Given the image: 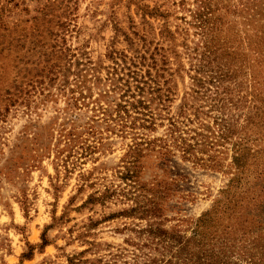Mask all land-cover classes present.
I'll use <instances>...</instances> for the list:
<instances>
[{
	"label": "rangeland",
	"instance_id": "1",
	"mask_svg": "<svg viewBox=\"0 0 264 264\" xmlns=\"http://www.w3.org/2000/svg\"><path fill=\"white\" fill-rule=\"evenodd\" d=\"M128 68L169 95L152 104L166 116L156 129L137 130L165 136L171 118L210 142L200 161L141 158L140 180L178 193L160 218L127 213L134 139L100 109L120 101ZM216 71L230 76L224 110ZM218 116L226 138L212 133ZM210 257L264 264V0H0V264Z\"/></svg>",
	"mask_w": 264,
	"mask_h": 264
},
{
	"label": "trees",
	"instance_id": "2",
	"mask_svg": "<svg viewBox=\"0 0 264 264\" xmlns=\"http://www.w3.org/2000/svg\"><path fill=\"white\" fill-rule=\"evenodd\" d=\"M201 27L205 26V20L199 18ZM128 56L124 54V59L126 60ZM126 62V61H125ZM129 72L126 74L128 79L122 83L121 89L123 94L120 97L119 102H115L113 109L110 110L108 107L103 106L100 109L104 113V120L109 123H114L118 127V133H121L122 137L131 136L134 140L132 144L128 145V151L124 156V167L125 174L123 177L129 179L133 184L137 185L132 192L131 190L126 193L129 197H132L135 204L127 210V213H132L140 218L150 219V218H160L166 215V211L169 209L170 201L178 194L175 190H172L167 184L157 181L152 184H148L138 176L140 172L142 157L149 155L150 153H155L161 160L165 163L170 160L171 157L176 156L178 151L181 152L185 159H196L200 161L199 153L201 151H206V145L210 144L209 141L196 139V135H190V137L185 136V133H189L185 129H182L178 125V121L170 118V126L166 133L169 136L153 137L150 138L145 132L139 129L148 128L151 130L156 129L158 119H163L166 116L163 115L162 111H155L152 106L153 103L158 104V107H166V101L169 99V95L166 96V92L160 87V83L156 86H150L151 88L147 90L145 75L142 74L140 69L128 68ZM216 76L214 77L215 84V95L214 99H218V96L227 92L231 88L229 85L224 86L223 92L220 90L223 87V81L229 78L228 72L225 73L216 71ZM154 81V80H152ZM213 81V80H212ZM225 85V84H224ZM148 93L150 96L148 98ZM217 96V97H216ZM147 97V98H146ZM167 97V98H165ZM225 98L218 99L217 105L224 110ZM234 99H231V103ZM216 105V104H215ZM214 106V105H213ZM163 108V109H164ZM104 109V110H103ZM222 110V111H223ZM219 125L218 133L212 132L216 135V138L224 137L228 135L226 131L229 128L228 121L223 117H216L215 119ZM120 131V132H119ZM142 132V133H141ZM73 133H70L72 135ZM201 135V133H199ZM196 139L195 142H190ZM215 144V143H214ZM212 147V146H211ZM238 150V148H237ZM211 164H208L211 168L218 167L217 163L213 162V157H210ZM115 194V191L106 190L101 194H92L90 199L93 201L105 202V200ZM149 232L154 237L162 236L163 230L158 227H150ZM206 263L212 264L211 257Z\"/></svg>",
	"mask_w": 264,
	"mask_h": 264
}]
</instances>
